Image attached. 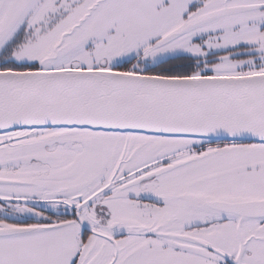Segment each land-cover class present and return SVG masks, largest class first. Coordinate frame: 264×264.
<instances>
[{
  "label": "snow or ice",
  "instance_id": "1",
  "mask_svg": "<svg viewBox=\"0 0 264 264\" xmlns=\"http://www.w3.org/2000/svg\"><path fill=\"white\" fill-rule=\"evenodd\" d=\"M0 264H264V0H0Z\"/></svg>",
  "mask_w": 264,
  "mask_h": 264
}]
</instances>
